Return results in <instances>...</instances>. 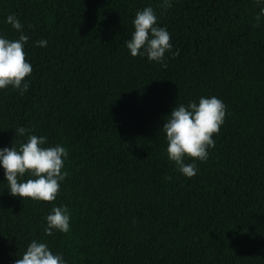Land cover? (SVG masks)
Segmentation results:
<instances>
[{
	"label": "trees",
	"instance_id": "obj_1",
	"mask_svg": "<svg viewBox=\"0 0 264 264\" xmlns=\"http://www.w3.org/2000/svg\"><path fill=\"white\" fill-rule=\"evenodd\" d=\"M0 0V34L15 14L33 71L22 95L0 90V148L28 135L68 151L55 201L12 197L0 169V264L36 239L67 264H264V14L256 0ZM151 6L170 34L167 67L125 47ZM44 39L46 47L35 42ZM226 106L192 178L166 155L175 104ZM186 160V163H190ZM168 177V179H165ZM28 177H25L27 179ZM53 206L70 231L44 232Z\"/></svg>",
	"mask_w": 264,
	"mask_h": 264
},
{
	"label": "clouds",
	"instance_id": "obj_2",
	"mask_svg": "<svg viewBox=\"0 0 264 264\" xmlns=\"http://www.w3.org/2000/svg\"><path fill=\"white\" fill-rule=\"evenodd\" d=\"M261 14H264V0H256ZM163 8L171 6V0H162ZM5 23L11 25L17 33V39H8L0 34V90L8 87L18 90L22 95L28 90L25 79L30 76L33 68L26 60L25 45L29 37L23 32V25L15 14H9ZM133 31L125 47L132 57H146L149 62L167 67L165 53L172 56L170 34L165 27L157 24V16L151 6L136 11L132 20ZM37 47H46L44 39L35 42ZM226 106L216 96H201L187 104H175L165 117L161 131L166 140V155L176 166L181 175L192 178L196 175L197 162H206L209 149L215 146L213 139L224 123ZM17 137L28 135L26 142L17 148H0V169L3 170L4 181L9 195L19 198H30L36 202L55 201L64 181L66 172L64 161L68 151L62 144L44 147L46 136L30 134L31 129L18 126L15 129ZM190 160V163H186ZM25 177H28L25 179ZM168 179V177H165ZM44 232L51 236L54 232L68 233L70 231V214L66 207L53 206L45 217ZM14 264H67L61 253H53L48 245L33 239L20 258Z\"/></svg>",
	"mask_w": 264,
	"mask_h": 264
}]
</instances>
